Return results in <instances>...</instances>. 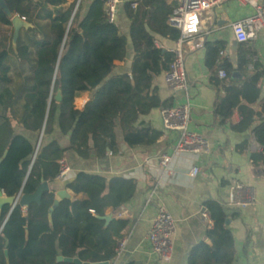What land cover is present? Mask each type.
<instances>
[{
	"label": "trees",
	"instance_id": "1",
	"mask_svg": "<svg viewBox=\"0 0 264 264\" xmlns=\"http://www.w3.org/2000/svg\"><path fill=\"white\" fill-rule=\"evenodd\" d=\"M122 1L130 21L134 60L130 74L117 76L112 75L116 63L127 58V38L116 22L108 21L106 0H94L83 18L85 0H81L73 19L77 0L71 4L65 0H5L13 15H20L32 24L31 28L21 31L16 50L12 46L13 30H9L11 19L0 7V159L9 150L0 165V196H30L42 181H55L60 174V161L68 151L86 160L93 152L100 159L109 152L114 153L118 148L115 135L118 122L124 141L131 148L155 145L161 137V132L153 128L136 125L141 116L166 107L154 79L168 71L174 54L158 48L146 28L156 16L147 13V7L163 3L161 0ZM136 2L140 4L135 9L132 5ZM167 21L168 18L166 24ZM165 34L175 40L179 36L168 24ZM204 47L205 64L212 74L211 84L217 89L222 87L225 93L217 98L214 107L219 124L225 125L238 112L241 121L232 125V130L253 132L262 153L253 154L252 159L264 163V117L252 109L261 97L260 65L255 64V72L246 76L251 62L246 55L235 68L228 60L221 59L224 51L221 43H205ZM10 61L15 71L19 64H26L29 71L24 76L23 71L18 73L19 83L14 82ZM217 68L225 70L227 79L234 72L246 78L240 87L226 86L227 80L216 76ZM59 92L60 102L55 99ZM86 93L90 98L78 110L75 101ZM15 125L37 135L38 140L43 132L36 156L37 142L17 133ZM56 126L63 135H69V148H62L55 140L44 143V138L52 135ZM66 187L74 198L64 199L52 212L54 192H45L40 203H31L27 208L19 202L13 209L10 205L3 207L0 264H72L58 262L59 256L78 258L84 263L116 259V248L128 222L113 219L106 224L98 217L131 202L137 181L80 172ZM205 206L213 223L206 232L212 245L205 242L197 245L190 253L188 264H234V237L227 224L230 210L215 201Z\"/></svg>",
	"mask_w": 264,
	"mask_h": 264
},
{
	"label": "crops",
	"instance_id": "2",
	"mask_svg": "<svg viewBox=\"0 0 264 264\" xmlns=\"http://www.w3.org/2000/svg\"><path fill=\"white\" fill-rule=\"evenodd\" d=\"M93 1L85 0L88 3L81 18L86 15ZM161 1L163 4L147 7L146 12L156 16L148 21L146 28L154 37L158 48L172 53L176 40L165 34L168 24L166 19L173 11L172 6H177L178 3L177 0ZM65 2L71 4L75 0ZM136 3L139 6L140 2ZM258 3L264 8V0H258ZM254 11L250 5L230 0L204 16L203 30L208 32L206 43H221L224 46L221 59L228 60L235 68L241 57L246 55L250 59L246 76L255 72V64L260 65L263 72L261 97L252 109L264 117V29L257 32L255 39L239 43L231 27L234 22L252 16ZM116 24L127 38V58L116 63L112 76L130 74L134 60L130 21L123 11V3L119 7ZM9 30L12 31L13 28ZM206 53L205 47L190 50L186 56V73L189 83L187 95L191 104L190 129L210 142L211 152L208 155L175 153L179 133L165 130L160 115L161 108H157L150 114L141 116L136 125L137 128L148 126L161 132L162 135L155 145L129 147L124 141V132L118 122L115 130L118 148L114 153L109 152L105 158L100 159L93 152L91 158L86 160L77 153L68 151L64 160L70 171L63 179L57 178L48 182L50 192L56 194L58 191L67 190L73 197V193L66 186L80 172L101 175L107 179L123 176L137 181L134 199L119 210H108L106 213V216L111 215L115 220L128 222V227L122 233V239L127 241L126 246L111 264H188L194 248L209 240L206 237L210 228L209 221L202 214L203 207L209 201L223 204L230 210L229 227L234 237V264H264V163L259 159L255 162L252 159L253 154L262 153V148L251 130H232L231 126L241 121L238 112L225 125L219 124L214 107L217 98L223 97L225 93L222 87L217 89L211 84L212 74L205 64ZM220 70L224 69L217 68L216 76L220 80H227L226 86L240 87L246 78L241 73L234 72L230 79H221ZM165 73L154 79L160 100L166 107L184 103L187 95L171 90L165 83ZM89 98L88 93L78 97L75 101L76 108L83 109ZM15 130L32 142L38 140L37 135L20 126L15 125ZM53 140L64 149L70 146L69 135H63L58 126L52 135L44 138V143L48 144ZM165 154L171 155L168 171L160 165ZM194 166L200 168V173L196 178H191L188 174ZM236 184L244 186L240 193L241 199L253 197V204L247 207L229 205L231 190ZM161 207L172 215L176 223L174 252L170 262H163L154 254L147 240L148 232Z\"/></svg>",
	"mask_w": 264,
	"mask_h": 264
},
{
	"label": "built area",
	"instance_id": "3",
	"mask_svg": "<svg viewBox=\"0 0 264 264\" xmlns=\"http://www.w3.org/2000/svg\"><path fill=\"white\" fill-rule=\"evenodd\" d=\"M230 0H177V6L168 17V26L177 31L179 36L176 39L175 48L172 53L174 58L165 73V83L173 91L184 92L186 95L189 90V83L186 73V56L190 50L203 49L206 43L208 32L203 30L204 16ZM244 5L254 8V14L242 20L234 22L232 32L239 43H247L256 38L257 32L264 29V8L258 0H236ZM122 0H106L105 12L110 23L117 21L119 7ZM138 3L132 5L136 8ZM252 69V67H251ZM219 77L226 79L227 74L224 70L219 71ZM160 115L165 130L176 131L179 139L174 149L175 153H191L196 155H208L211 152L210 142L201 134L190 129L191 124V104L189 97L184 103L163 107ZM171 162V155L165 154L160 160V165L167 170ZM70 168L63 159L60 161L59 179H63ZM168 171V170H167ZM200 173V168L194 166L189 171V177L196 178ZM244 189L242 184H236L230 194L229 205L247 207L254 203L253 197L246 200L241 199V191ZM19 195L17 198L19 199ZM203 216L209 221L210 213L206 206L203 207ZM176 233V223L172 215L164 208H159L153 221L152 227L147 235L151 251L156 254L163 262H170L174 252L173 238ZM126 239H121L116 248L117 255L126 246Z\"/></svg>",
	"mask_w": 264,
	"mask_h": 264
},
{
	"label": "water",
	"instance_id": "4",
	"mask_svg": "<svg viewBox=\"0 0 264 264\" xmlns=\"http://www.w3.org/2000/svg\"><path fill=\"white\" fill-rule=\"evenodd\" d=\"M80 1L81 0H78L77 3H76V7H75V10H74L72 19H73L74 15H75V13H76V11L78 9ZM0 7L5 11L7 16L11 19L12 28H13L12 46H13L14 50H16L17 42H18V39H19L21 31L23 29L31 28L32 24L27 22L26 19L21 17L20 15H13L10 12L5 0H0ZM55 99L58 102L61 101V93L60 92L56 95ZM42 137H43V132L41 133L39 141H38V144L36 146L35 156H36V154H37V152L39 150V147L41 145ZM8 153H9V150H6L4 152L2 158L0 159V165L7 158ZM45 192H50L49 184L46 181H42L40 187L37 189V191L33 195L21 196L19 199L18 198H13V197L0 196V220H1V214H2V210H3L4 206L10 205L12 207V209H13L15 207V205L19 202L20 206H22L23 208H27L31 203H40L42 195ZM72 198H73L72 195L69 194V192L67 190H61V191L56 192L55 201H54V204H53V206L51 208V212L54 211L59 206L61 201H63L64 199L72 200ZM98 218L101 219V220H104L106 222V224H109L113 220V217L111 215L104 216V217H98ZM227 224L229 225L230 222L228 221ZM28 236H29L28 229H26V240H28ZM206 243L207 244H211L209 240H207ZM6 258H7V263H9V258H8V253L7 252H6ZM57 261L58 262H67V263H72V264H111L108 261L99 262V263H84L78 258H65L63 256H59L57 258Z\"/></svg>",
	"mask_w": 264,
	"mask_h": 264
},
{
	"label": "rangeland",
	"instance_id": "5",
	"mask_svg": "<svg viewBox=\"0 0 264 264\" xmlns=\"http://www.w3.org/2000/svg\"><path fill=\"white\" fill-rule=\"evenodd\" d=\"M87 3H88V2H85L81 14L84 13V11H85V9H86V6H87ZM10 58H11V56H10ZM11 60H12V58H11ZM9 64H10V66H11V73H12V76H13V79H14V82H15V83H19V82L21 81V77L18 76V73H21V71H23L22 76H24V75H27L28 72H29L28 69H27V67H26V64H25V65H20V64H19V65H18V70H17V71L14 70V67H13V61H10ZM22 68H23V69H22ZM38 141H39V140H37V144H38ZM37 144H36V145H37Z\"/></svg>",
	"mask_w": 264,
	"mask_h": 264
}]
</instances>
